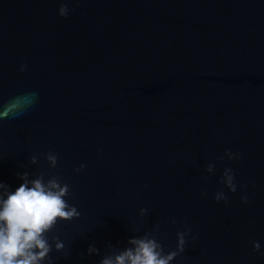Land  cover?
Wrapping results in <instances>:
<instances>
[{
    "label": "water",
    "instance_id": "obj_1",
    "mask_svg": "<svg viewBox=\"0 0 264 264\" xmlns=\"http://www.w3.org/2000/svg\"><path fill=\"white\" fill-rule=\"evenodd\" d=\"M66 4L0 0V110L20 104L0 118V183L60 176L81 213L47 234L65 244L52 264H99L157 224L165 254L191 229L170 264H264V0Z\"/></svg>",
    "mask_w": 264,
    "mask_h": 264
},
{
    "label": "clouds",
    "instance_id": "obj_2",
    "mask_svg": "<svg viewBox=\"0 0 264 264\" xmlns=\"http://www.w3.org/2000/svg\"><path fill=\"white\" fill-rule=\"evenodd\" d=\"M70 9L66 0H60L58 15L67 18ZM25 65H21L20 71H24ZM33 97L36 93L31 94ZM20 104L18 100L10 101L0 110V118L18 115ZM229 160L239 161L241 154L226 151L224 154ZM45 159L49 168L57 167L58 158L54 152H48ZM221 160L223 157L220 158ZM28 163H38L36 155L29 157ZM86 166L81 164L76 172L82 171ZM215 165L207 164L204 171L208 174L214 172ZM23 181L14 191H9L8 186L0 183V264H52L50 252H64L65 244L58 236L51 237L49 242L48 233L52 232L61 221L78 219L81 213L74 205H70L65 197L70 195L68 183L62 182V178L52 175L45 181L44 175L38 174L35 179H29V173L18 174ZM235 173L231 168H225L221 174L220 183L235 193ZM202 196L207 192L202 191ZM214 201L227 203L228 197L223 190L215 193ZM241 203L249 202L247 196L240 197ZM147 214L146 208H141L138 215L144 217ZM172 224L176 221L172 220ZM139 231V228L135 229ZM159 225H155L150 232L141 237H132L128 240L127 247L118 253L107 255L102 258L99 264H170L178 255L185 251L186 237L191 233L190 228L177 232L176 248L173 251L164 253L163 245L157 239ZM194 239V237H193ZM254 252L260 251V243L253 242ZM99 250L89 245L88 254H98ZM67 259V255H65Z\"/></svg>",
    "mask_w": 264,
    "mask_h": 264
}]
</instances>
